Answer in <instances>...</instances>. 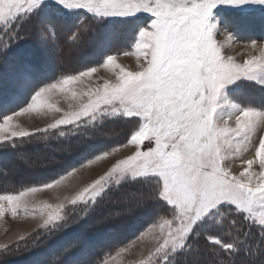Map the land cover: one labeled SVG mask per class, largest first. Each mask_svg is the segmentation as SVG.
<instances>
[{"label":"snow or ice","instance_id":"1","mask_svg":"<svg viewBox=\"0 0 264 264\" xmlns=\"http://www.w3.org/2000/svg\"><path fill=\"white\" fill-rule=\"evenodd\" d=\"M44 2L0 0V41H3L0 52L30 35V30L22 32L21 28ZM247 2L250 0H53L58 10L86 9L95 17H129L144 12L154 19L140 28L134 51L120 54L136 56L137 72L118 63L119 55H107L99 66L66 75L39 88L27 106L0 120V142L43 130L30 131L23 126L22 118L32 114L51 115L46 128L52 129L75 125L83 119L91 123L101 115L120 116L134 125L123 143L84 164L111 157L130 146L134 151L115 159L103 174L62 202L43 203L39 214L44 218L37 228H67L80 223L102 201L128 205L126 198L112 195L119 190L121 182L126 177L152 176L154 188L145 198L97 221L101 223L113 216L131 213L146 200L163 202L164 214H159L146 231L135 236V239L151 236L154 241L139 264H164L185 244L195 227L205 219L223 216V209L240 213L244 221L261 226L264 235V175L257 172L264 169V136L257 137L252 157L244 162L240 176L223 167L221 155L222 141L226 137L247 139L257 122L264 123V112L242 110L223 127L217 126L214 120L224 86L264 69V42L239 43L232 32L211 19L214 8L242 6ZM255 2L264 6V0ZM46 27L56 42L53 26ZM227 46L243 47L247 54L238 58L229 53ZM99 69L115 72V80L98 83L95 74ZM61 95L79 99V107L65 110L58 106L54 97ZM78 168L53 182L0 194V217L8 212L19 215L27 209L29 200L35 201L37 194L44 190L67 187L76 178ZM74 212L76 215H72ZM229 223L232 227L240 224L235 219ZM29 234L9 239L0 244V249ZM223 235H231V231ZM205 240L209 242V251L214 250L211 245L222 249L233 246V242H225L221 236L207 232ZM133 243L131 239L93 264H123V257ZM75 247V243L70 245ZM59 259L54 257L52 264H57ZM219 264L231 262L225 259Z\"/></svg>","mask_w":264,"mask_h":264},{"label":"rangeland","instance_id":"2","mask_svg":"<svg viewBox=\"0 0 264 264\" xmlns=\"http://www.w3.org/2000/svg\"><path fill=\"white\" fill-rule=\"evenodd\" d=\"M38 9H42V11L35 17H32V20H27L23 24V26L26 25L28 27L29 24V27H33L32 30L28 28L30 29V38L27 40L25 38L27 42L24 43V46L19 47L17 51L13 52L8 51L6 48L0 54V110L3 111L4 115H10L27 106L31 100V96L39 88L56 82L66 75L78 74L91 67L99 66L107 55H119L117 57L118 63L133 73L138 71V62L135 55L124 56L120 54L134 51L133 47L138 39L140 28L150 24L151 20L154 19L151 14L141 12L129 17H95L93 13L88 12L86 9H61L64 14L76 15L74 20H72V28H69L67 24L69 22L58 21L60 17L58 18L55 15L53 0H45L44 4ZM87 14L96 19H103L107 23L93 25L94 23L85 21ZM211 19L232 32L239 43H249L252 40L264 42V6L256 3L255 0H250V2L242 6L222 5L214 8ZM61 23H64V26H61ZM80 24L83 25L81 28H78L80 30H78L77 37L73 36L67 40L68 36L74 35L72 29L77 28V25ZM46 25L53 26V31L56 33V42L52 41ZM2 43L3 41H0V44ZM227 47L229 53L237 55L238 58L247 54V50L243 47ZM29 50L32 52L33 59L31 57L23 59L29 57ZM132 62L136 63L137 67H132ZM58 69L64 71L61 72ZM95 77L98 83H103L105 80H115V72L99 69ZM64 98V96H57L54 97V101L59 106L60 101L63 102L62 99ZM71 100L70 97L69 99L66 98L68 106L60 104V107L65 110H75L78 108L80 100H72L73 102ZM245 109L264 112V69L258 70L251 77H240L224 86L219 94L214 111L216 125L223 127L230 117L239 115ZM39 117V121L33 124L22 120L23 126L30 131L35 128H44L43 130L33 132L31 135L39 131L52 129L46 128L47 123L51 120V115L44 116L40 114ZM117 117L121 118L120 116ZM86 120L83 119L82 121ZM126 124L127 122L122 121L111 123L105 129L99 130L95 134L96 136H93L89 140L80 141L73 148L66 147L63 143L59 148L56 146L50 148L45 142L42 143L30 139L31 143H26L17 148V150H13V152H3L0 154V194L9 192L8 187L10 186L9 188H11L12 184L16 185L21 182L31 184L33 181H42L44 179H47L44 183L53 182L63 174L60 173L58 176L59 172L57 169L65 167L64 171L66 169L67 171L64 174H66L70 170L69 167L74 165L75 160L78 159L80 161L86 158L87 155L91 154L92 150H100L101 148L104 149L110 146L107 149L108 151L116 142L120 141V143H123L129 134V130H127L129 126ZM119 126L120 128L118 129ZM260 136H264V123L257 122L248 132L247 139L243 136L226 137L221 143L223 167L229 170L231 174L240 176L242 166L245 161H248L252 157L257 137ZM132 151L134 149L130 146L127 149H121L120 153H114L111 157L95 161L96 163L94 162V164H84V166L81 165L82 167L78 166L79 168L76 167L78 170L75 174L77 176L85 173V171L87 172L89 168L93 171H88L90 175L84 176L72 190L65 192L67 190L63 189L65 194L61 197L58 190H55V197H52L51 200L49 199L50 196L46 194L48 191L44 190L42 194H37L35 201L29 200L27 209L22 210L19 215L13 216L8 212L4 217H0V244L6 243L9 239H16L19 236L30 233L26 236L28 238L27 241H25L26 237H24L0 249V264H52L54 257H60L57 264H86V261L92 258L105 244L109 243L111 245L110 243H115L117 237L122 240L136 234L143 221L150 217L149 213L152 211L150 209L157 208L154 204L145 202L146 206H150L149 209L144 210V206L137 207L131 213L113 216L112 219L97 224L100 226L94 225L97 223L96 218L90 220L88 223L82 221L78 223V226H75L78 230L66 233L62 232L55 240L52 239L35 244V241L30 239V236L39 229L37 225L43 221L44 217L39 214V208L43 203L57 204L62 202L65 197L71 196L75 190L103 174L115 159L130 154ZM94 165L96 167L93 168L92 166ZM257 172L264 175V169H257ZM240 178L243 179L244 177ZM28 187L31 186L25 188ZM18 191L16 189L10 190V192ZM145 197V190L128 189L122 191V193L113 195V198H126L128 205L104 203L102 210L98 209L94 214L97 217H104L115 211H123L126 206L134 205L138 200ZM90 226H94L95 228H91ZM43 229L48 232L47 230L53 231L55 228ZM143 230L146 231L145 228ZM106 236H109L106 239L107 242L102 244V237ZM188 239L189 236L180 249L186 247ZM22 241H25V243H22ZM133 242L130 251L123 257V264H139L146 252L154 244L151 236H145L143 239L133 238ZM74 243L77 244V247L70 248V245ZM95 245L101 246L94 248L93 246ZM65 249L69 250L65 252ZM180 249L172 254H176ZM34 250L36 254H34ZM11 252L17 253L13 254V259L7 258V255L12 254ZM217 260H219L217 253L201 247L197 249V254L186 260L187 263L185 264H216ZM257 262L258 264H264L263 260H258ZM168 264H172V261H169Z\"/></svg>","mask_w":264,"mask_h":264},{"label":"trees","instance_id":"3","mask_svg":"<svg viewBox=\"0 0 264 264\" xmlns=\"http://www.w3.org/2000/svg\"><path fill=\"white\" fill-rule=\"evenodd\" d=\"M55 12V15L59 18V22H69L68 27L72 28V20H74V18L76 17V15H69L68 13H63L62 10H58V9H53ZM42 11V9H37L36 13L33 17H35L36 15H38L40 12ZM85 21L89 22V23H94L95 24H103V23H107L105 22V20L103 21V19H96L95 17L87 14L85 17ZM32 20L29 19L28 21ZM59 24V23H58ZM64 24V23H63ZM61 23V26H64ZM83 24L77 25V28H73L72 33H74V37H77L78 35V28H81ZM60 26V27H61ZM27 26H22L21 31H25V30H32L33 27H28ZM30 28V29H28ZM62 28V27H61ZM95 29V27H94ZM60 30V29H59ZM58 30V31H59ZM36 34V33H35ZM72 36V37H73ZM26 40L30 38V36L28 35L27 37H25ZM24 39L17 41L15 44H13L11 47H8L7 50L10 52L13 51H17L19 49V47L24 46V43H26L27 41ZM24 41V42H23ZM14 49V50H13ZM30 54L29 57H25L23 59H28V58H32V52L29 50ZM0 54H2V52H0ZM28 61V60H26ZM60 70V69H58ZM61 72L64 70H60ZM5 115L3 114V111L0 110V118L4 117ZM2 120V119H0ZM127 122L126 125L129 126V128L127 130L132 129L133 124L131 122L126 121L124 118H119L117 116L115 117H110V116H105V115H101L100 117H98L97 120L92 121L91 123L88 122V120L86 121H81L75 125H68V126H61L55 129H48V130H44V131H39L36 132L33 135H29L31 136L29 138V136L27 137H19V138H12L11 140H7V141H3L0 142V154H2L3 152H13V150H17V148H20L21 146H23L26 143H31L30 139H34L37 140L39 142L42 143H46V145H49L50 148L52 147H60L62 145V143L66 146V147H72L75 146L77 143H79L80 141H85L86 139H91L93 136H96L95 134L98 133L99 130L101 129H105L106 127H108V125H111V123H115V122ZM122 124V123H120ZM132 124V127H131ZM120 128V126L118 127V129ZM116 129V130H118ZM122 130V129H121ZM123 131V130H122ZM61 133H63V135H61ZM38 135V136H37ZM129 136V134H128ZM32 140V141H34ZM106 143V142H105ZM119 142H116V144H119ZM114 145V146H115ZM109 147H106L104 149H97V150H92L90 155H87L86 158L82 159V160H75V162L73 163L74 165L70 166V170L73 168H76L78 166L83 165L85 162H87L88 160L92 159L93 157L97 156L98 154L107 151V149H109ZM79 161V162H78ZM58 166V165H57ZM64 168H59L57 169L58 176L60 175V173L64 174L67 169L64 171ZM69 170V171H70ZM62 174V175H63ZM60 177V176H59ZM55 179V178H54ZM155 178L152 176H148V177H140V178H130V177H126L121 184L118 186V191L114 192L112 195H117L118 193H122V191H126L128 189H133V190H137L140 189L141 190H145L146 191V196L151 192V190L154 188V184H153V180ZM45 181H47V179H44L42 181L40 180H36L33 181L31 184H27V183H19V184H12L11 188L8 187L9 192L10 190H22L23 188L27 187V186H37V185H41L43 184ZM43 182V183H42ZM2 190V189H1ZM150 202L151 204H154L157 208H152L150 209V217L146 218L143 221V224L140 225L139 230L137 231L136 234H133V236H129L127 239H118L117 237V241L115 243H110L111 245L105 244L107 242V238L109 237H102V244H105L102 249L98 250L97 253H95L93 255L92 258L88 259L86 261V264H93L94 260H97L99 258H101L104 254L114 251L116 250L118 247L123 246L124 244H126L128 241H130L131 239L133 240V238H135V236L137 234H139L144 228H146L148 225H150L151 222H153L157 216L159 214L163 215L164 211H166L165 207L163 206V202L162 201H153V200H146L145 201ZM105 204H108V202H104L102 201L101 203L97 204L94 206V210H89L88 214L84 216V218L81 220L84 221V223H88L90 222V220H93L96 218L97 221H101L103 217H97L95 216V211H97L98 209L102 210V206ZM144 210L149 209V205L146 206V204L144 203L143 205ZM231 207V206H229ZM223 216H217L214 217L213 219H205L203 220V222L198 226L195 227L193 229V231L191 232V234L189 235V239L187 242L186 247H183L182 249H180L176 254H172L170 257H168V261H164V264H168L169 261H172V264H185L187 263L186 260H188V258H190L191 256H193L194 254H197V249L198 248H204V249H208L209 250V242H207L205 240V233H211L213 235L216 236H221L222 240L225 242H233V246L231 249H222L220 248V246L218 245H211V247L214 249L212 252L213 253H218L219 256V260H217L215 263L219 264V262L221 260H230L231 264H258V260H263L264 261V235L261 234V226L256 225V224H252L251 222L248 221H244L242 219V216L240 213H235L230 211L229 209H223ZM72 215H76V213H72ZM231 219H235L237 221L240 222V224L238 223L237 227H232V225H230L229 221ZM106 222V221H105ZM142 222V221H141ZM96 223V222H95ZM99 224L98 222L94 225ZM77 224H73L70 227L67 228H55L53 231H49L46 232L43 228H40L38 230L35 231V233H33L30 236L31 240L35 241V244L37 243H41L42 241H49L52 240L59 236L62 232L66 233L69 231H74V230H78ZM100 226V225H97ZM91 227V226H90ZM94 227V226H92ZM91 227V228H92ZM89 228V229H91ZM95 228V227H94ZM71 229V230H70ZM88 230V229H87ZM231 231V235H223L225 232L227 231ZM197 233H199V235H197ZM112 235V234H111ZM115 235V234H113ZM126 236V237H127ZM48 237V238H47ZM26 239V240H25ZM24 240L27 241V237ZM104 240V241H103ZM25 241H22V243H25ZM83 241V239H82ZM80 241V242H82ZM100 242V243H101ZM93 243V242H92ZM97 246H101V245H95L93 246L94 248ZM30 247V246H29ZM92 247V249H93ZM32 250V249H31ZM199 252V251H198ZM11 255H7V258H12L14 257L13 254H17L16 252H11ZM20 253H22L20 251ZM19 253V254H20ZM34 254H36V251L34 250ZM1 255V253H0Z\"/></svg>","mask_w":264,"mask_h":264},{"label":"bare ground","instance_id":"4","mask_svg":"<svg viewBox=\"0 0 264 264\" xmlns=\"http://www.w3.org/2000/svg\"><path fill=\"white\" fill-rule=\"evenodd\" d=\"M131 66L132 67H137V65H136V63H134V62H132L131 63ZM105 73V72H104ZM58 97H63L62 95L61 96H58ZM69 99V98H68ZM62 101L63 102H61L60 101V103H59V106H60V104L61 105H67V103H66V98H64V99H62ZM65 101V102H64ZM72 101V100H71ZM68 102H70V101H68ZM73 102V101H72ZM68 106V105H67ZM39 115H37V114H32L31 116H25V117H23L22 118V120H25V121H27V123H31V124H33V123H36V121H39ZM104 165V164H103ZM101 166V165H100ZM93 167H96V166H93ZM95 169H97V168H95ZM91 170V168L88 170V171H90ZM87 171V172H88ZM91 171H93V170H91ZM86 171H85V173H82L81 175H80V177L79 178H75L74 180H72V182L67 186V187H61V188H59V189H56V190H58V193L59 194H64L63 192H64V190L63 189H66V190H70L72 187H74L78 182H80V180L81 179H83L84 178V176H87V175H90V172H88L87 173ZM67 191V192H68ZM55 190H51V191H49L48 193H46V194H50V195H52V197H54V195H55ZM66 192V191H65Z\"/></svg>","mask_w":264,"mask_h":264},{"label":"crops","instance_id":"5","mask_svg":"<svg viewBox=\"0 0 264 264\" xmlns=\"http://www.w3.org/2000/svg\"><path fill=\"white\" fill-rule=\"evenodd\" d=\"M55 103H57V102H55ZM95 163H96V162H95ZM93 164H94V163H93ZM90 166H91V165H90ZM94 166H95V165H94ZM92 167H93V166H92ZM85 168H86V167H85ZM87 168H88V167H87ZM93 168H94V167H93ZM89 169H90V168H89ZM85 170H87V169H85ZM75 176H76L77 178H79V177H80V175H79V176L75 175ZM79 184H80V183H79ZM75 186H76V185H75ZM75 186H74V187H75ZM72 188H73V187H72ZM72 188H71L70 190H72ZM65 190H66V189H65ZM70 190H69V191H70ZM47 191L49 192V191H51V190H47ZM67 191H68V190H67ZM67 191H66V192H67ZM45 192H46V191H45ZM63 193L65 194V192H63ZM64 194H61V195H60V197H61L62 195H64ZM47 195H49V196H50V198H49V199L51 200V198H52V195H50V194H47ZM54 197H55V195H54ZM43 198H44V197H43ZM58 198H59V197H58ZM46 199H48V198H46ZM52 200H53V199H52Z\"/></svg>","mask_w":264,"mask_h":264}]
</instances>
